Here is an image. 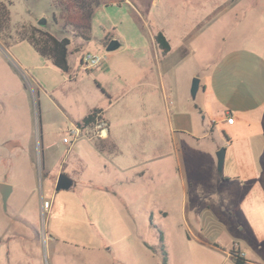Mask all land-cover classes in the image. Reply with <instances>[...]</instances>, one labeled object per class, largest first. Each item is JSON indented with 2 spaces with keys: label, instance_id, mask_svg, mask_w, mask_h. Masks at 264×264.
I'll list each match as a JSON object with an SVG mask.
<instances>
[{
  "label": "rangeland",
  "instance_id": "1",
  "mask_svg": "<svg viewBox=\"0 0 264 264\" xmlns=\"http://www.w3.org/2000/svg\"><path fill=\"white\" fill-rule=\"evenodd\" d=\"M10 1L13 26L33 24L59 39L72 40L67 74L40 59L27 42L9 48L0 43V181L16 186L5 209L18 217L19 223H32L43 234L50 230L47 226L57 228L53 233L57 236L50 234L60 244L44 242V264H163L162 253L149 255L141 246V238L158 245L160 229L167 235V264H223V256L200 245H181L178 231L198 232L200 228L205 231L201 232L204 241L214 242L229 253L241 245L249 264H264V240L245 227L242 215L231 216L224 203L211 207V211L200 205L197 215L188 214L186 218L180 217L173 203L166 202L174 213L163 218L158 198L164 188L158 184H130L122 188L126 198L116 200L100 189H88L90 192L83 194L82 184L56 192L62 174L79 171L78 162L63 159L73 141L68 131L72 119H83L93 108H102L116 124L123 149L121 159L133 166L132 160L143 161L145 155L139 153L145 149L152 150L154 156L161 144L149 137L148 127L150 117L161 114L157 92L160 80H170L181 97L185 86L187 92V85L200 79H190L192 69L202 67L199 73L205 77L227 54L243 49L264 56V0H100V5L94 7L91 40L87 42L77 38L72 28L64 27L55 0ZM159 31L172 39L174 50L169 55L156 52L154 43ZM114 37L119 48L108 52L106 42ZM189 37L190 46L199 55L196 61L185 62L180 47ZM88 53L104 56V65L85 70L81 61ZM214 58L220 59L213 62ZM160 92L163 106L171 107L163 88ZM188 96L192 102L197 99L191 90ZM247 130L245 135L258 130L263 133L253 150L264 180V111L257 116L253 129ZM90 139L102 138L83 135L79 139L90 164L85 176L96 184L103 176L99 157L88 147ZM48 144L56 146L47 149ZM169 149L176 151L172 139ZM43 159L48 168L54 166L57 171H44ZM156 169L159 172L160 165ZM104 178L110 179L106 174ZM31 190L42 198L44 206H36ZM46 200L53 203L54 209L45 204ZM5 225L0 222V235L5 234ZM124 237H129L130 244L115 243Z\"/></svg>",
  "mask_w": 264,
  "mask_h": 264
},
{
  "label": "crops",
  "instance_id": "2",
  "mask_svg": "<svg viewBox=\"0 0 264 264\" xmlns=\"http://www.w3.org/2000/svg\"><path fill=\"white\" fill-rule=\"evenodd\" d=\"M167 38L170 41L171 51L165 55H169L174 50L172 39L169 36ZM115 39L114 37L110 40ZM191 41L189 37L180 47V50H183L185 62L187 60L196 61L199 55V51L190 46ZM154 45L156 52H161L155 43ZM37 55L43 61L52 64L40 54L37 53ZM37 59L36 61L39 62L40 60ZM219 59L214 58L213 62H217ZM18 63L22 65L20 62ZM41 66L43 67L44 64ZM200 69L202 67L190 71V79L199 77L201 80L195 102L190 101L188 96L192 82L187 85V92L185 86L184 94L179 97L178 92L172 88L170 80L167 82L164 77L160 80L161 86L157 92L160 93L161 114L156 118L152 115L150 117L151 124L148 127L149 137L160 141V150L158 153L156 152L157 148L153 150L156 152L153 156L152 150L147 152L145 149L144 152L139 153L145 155L142 157L143 161L134 163L132 160L133 166L127 159H121L123 149L119 145L120 138L117 128H114L116 124L113 122L114 119L107 116L101 108L105 122L109 125L108 137L97 140L90 139L92 144L88 147L99 157V172L103 176L102 182L94 184L95 182L90 177L85 176L90 164L86 156L87 151L83 145H80L81 142L78 139L75 143H71L67 149V155L63 158L79 163V171H74V175H69L73 180L71 189H76L82 184L83 194L90 192L93 188L100 189L116 200L126 198L123 196L122 188L130 184L143 182L153 186L162 185L163 194L159 195L158 199H160V213L163 218H170L174 213L170 206L165 205L166 202L173 203L174 209L175 211L177 209L180 217L186 216V218L188 214L190 217L197 215L200 205L207 206L211 211V207L216 205L220 207L224 203L231 216L242 215L245 227L263 241L264 180L263 171L258 169L255 164L256 158L253 150L263 133L259 130L253 131L249 135L244 133L248 131L247 129H253L257 116L261 111H264V56L257 55L252 50L243 49L227 54L223 60H220V64L216 65L213 73L211 71L205 77L199 73ZM155 80L156 83L157 79L155 78ZM38 86L40 87L39 84ZM160 88H163L165 99L169 98L171 107L163 106ZM228 114H231L235 119L233 125L228 123ZM83 119L76 121L72 119L71 123L77 125ZM170 139L176 146V151L169 149ZM98 141H102L110 149L112 148V151L101 152L98 150L96 147ZM5 143L3 142L1 146ZM55 146L48 144L47 149H52ZM222 148L226 149V162H224L223 171L219 172L217 153ZM147 153L148 158L146 157ZM128 158L132 159L130 155ZM120 159L127 162V165L122 164ZM173 160H175V164L168 163ZM169 164L171 171L168 175ZM158 165H160L159 172L156 171ZM43 168L48 174L57 171L54 166L48 168L44 159ZM105 174L110 177L109 180L104 178ZM0 183L12 184L7 181H0ZM12 186V192L8 199L16 191V186L14 184ZM88 189L90 191H86ZM30 192L33 194L36 206L38 204L44 206L42 198H37L36 191L31 190ZM1 195L0 192V222H6L5 234L0 235L1 263L44 264V242L60 244L56 237L57 234L55 233L56 238L53 236L57 228L51 229L50 226H47L50 230L43 231L44 235L40 232V228L32 223H19L18 217L16 219L15 215L6 211ZM44 202L45 204L49 203L47 200ZM49 205L50 209H54L52 202ZM153 228L158 229L157 226H153ZM246 228L242 230H246ZM50 231L53 235L50 234ZM162 232L166 239L167 235L164 231ZM201 232H205L203 228L198 229V232L178 231L177 235L181 245L189 246L195 243V245L207 249L208 252L223 256V264H234L231 253L217 247L214 242L204 241ZM126 238H121L115 243L126 246L130 244L129 237ZM141 240V246L146 254H159L154 253L149 247H158L160 242L158 245H154L145 241L144 238ZM165 247L167 249L166 244ZM240 247L241 245H238V248L242 250ZM49 248L50 245H48V250ZM22 250L25 252H21ZM27 250L28 252H26ZM242 251L248 260L247 253L244 249ZM19 252V256L23 254L22 257L17 256ZM247 263L249 264V261ZM46 264L48 263L46 262Z\"/></svg>",
  "mask_w": 264,
  "mask_h": 264
},
{
  "label": "trees",
  "instance_id": "3",
  "mask_svg": "<svg viewBox=\"0 0 264 264\" xmlns=\"http://www.w3.org/2000/svg\"><path fill=\"white\" fill-rule=\"evenodd\" d=\"M100 3V0H55L53 4L61 12V20H63L64 27L72 28L77 38H81L83 42H87L91 40L94 7L96 5L99 6ZM11 6L10 0H0V43L9 48L17 42H27L33 46L38 54L48 59L58 70L65 74L69 73V46L72 40L69 37L59 39L54 34L40 29L33 24H24L19 27L13 26L11 22ZM58 21L57 17H55V22L58 23ZM109 42L111 40L106 42V45ZM155 42L156 46L164 54L171 51L170 41L164 32L160 31L157 33ZM102 119L103 111L95 109L77 125L82 127L91 126ZM96 147L101 152H105L106 150L112 151V148L110 149L102 141H98ZM164 239V234L160 231L159 246L149 247V249L154 253H162L164 257L163 264H167L168 253L165 248ZM231 257L234 264L247 263V259L241 255V250L235 247L231 251Z\"/></svg>",
  "mask_w": 264,
  "mask_h": 264
},
{
  "label": "built area",
  "instance_id": "4",
  "mask_svg": "<svg viewBox=\"0 0 264 264\" xmlns=\"http://www.w3.org/2000/svg\"><path fill=\"white\" fill-rule=\"evenodd\" d=\"M106 61V58L102 55H96L88 53L83 57V61H81V65L85 70H91V69H98L102 65H104ZM228 123L233 125L235 123V119L231 114H228ZM69 135L72 137L73 141L72 143L76 142L78 139H80L83 135H88L90 138H106L108 137V125L105 122V119L99 120L95 125L82 127L79 125H74L69 128ZM46 205L49 207V203H46ZM241 255L244 256L243 252H241Z\"/></svg>",
  "mask_w": 264,
  "mask_h": 264
},
{
  "label": "water",
  "instance_id": "5",
  "mask_svg": "<svg viewBox=\"0 0 264 264\" xmlns=\"http://www.w3.org/2000/svg\"><path fill=\"white\" fill-rule=\"evenodd\" d=\"M118 41L112 40L109 42L107 45V51H113L117 50L119 48V44L117 43ZM201 80L200 79H195L194 82L191 85V94L192 97L195 99L197 97V94L199 92V87H200ZM218 156V162H217V167L218 171L222 172L223 171V166L224 162H226V149L222 148L218 151L217 153ZM73 187V180L71 177L67 174H62L57 181L56 185V192H60L63 190H70ZM0 192H1V197L4 206H7L8 198L11 195L12 192V187L8 184H0Z\"/></svg>",
  "mask_w": 264,
  "mask_h": 264
}]
</instances>
